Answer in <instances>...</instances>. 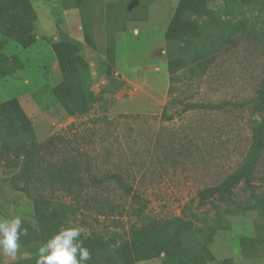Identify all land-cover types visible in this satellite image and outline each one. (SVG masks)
Masks as SVG:
<instances>
[{
  "label": "rangeland",
  "instance_id": "obj_1",
  "mask_svg": "<svg viewBox=\"0 0 264 264\" xmlns=\"http://www.w3.org/2000/svg\"><path fill=\"white\" fill-rule=\"evenodd\" d=\"M71 1L29 0L37 18L29 48L0 39V217H22L28 233L14 259L0 253V264H27L50 239L33 213L36 194L72 203L45 179L39 182L38 168L28 174L29 193L23 183L13 184L32 150L41 169L73 164L87 184L88 204L78 206L68 227L82 228L83 237L118 236L110 251L85 264H177L163 254L149 261L142 260L149 252L133 254L129 231L153 219L174 220L183 246L207 251L210 264H264L262 211L231 206L223 212L225 206L198 208L194 201L246 157L254 119L249 107L264 83V0H196V13L173 29L191 35L192 41L182 39L190 47L208 39L212 60L195 80L181 72L171 96L166 36L180 0H81L79 7H93L97 20L100 7L121 6L131 28L105 34L111 23L100 24L89 30L92 44L74 33ZM68 39L90 66L88 84L98 96L88 114L75 118L55 94L64 77L54 45ZM258 175L264 177V154ZM116 178L141 197L140 213ZM238 196L248 198L242 191Z\"/></svg>",
  "mask_w": 264,
  "mask_h": 264
},
{
  "label": "trees",
  "instance_id": "obj_2",
  "mask_svg": "<svg viewBox=\"0 0 264 264\" xmlns=\"http://www.w3.org/2000/svg\"><path fill=\"white\" fill-rule=\"evenodd\" d=\"M80 3H82L81 0H76V6H79ZM114 7L121 8L118 5L108 4L106 13H109ZM196 9V0H180L176 14L168 29L166 36L168 44L166 67L170 83L168 90L170 96L173 93L175 84L181 79V72L185 71L187 73L188 80H195L204 76L212 60L211 45L208 44V39L203 42L202 40L198 43L193 42L195 46L190 47L182 39L187 37L192 41L191 35L176 34L177 32L174 30L184 18L189 19L188 14H195ZM36 19L29 0H8L5 5L0 6V39L6 43L14 42L22 49L29 48L35 43ZM85 25L84 28L87 27ZM85 35L86 39L89 38L88 43L92 44L89 32H86ZM182 44L185 46H182ZM227 44L232 46L235 45V42L230 39ZM78 50L79 48L68 39L55 44L53 52L64 77L56 88L55 94L63 104H68L67 114L74 118L88 114L98 101V96L90 89L89 80H87L91 77L90 66L79 55ZM70 95L76 98H74V103L71 101L65 102V99ZM249 109L254 119L251 124L250 145L243 163L220 183L199 191L194 200L198 208L210 206L218 211V209L225 206L223 212H226L227 207L235 206L234 208L239 212L262 211L264 215V190L262 193H257L256 190L264 187V177L258 175L264 154V118L262 116L264 112V83L262 88L257 91L255 99L251 101ZM27 154L22 170L13 184H16V182L23 183L24 186L21 187L24 190L23 192L29 193L27 187L33 184V181L28 179V174L34 173L35 169L38 168L41 170L42 175L38 178L39 182H43L45 179L53 191L57 190L60 193L69 195L72 199V203L67 204L41 194H36L32 198L34 216L46 237L51 238L61 229L69 228L68 225L76 213L79 212L78 206L81 203L88 204L82 195L87 184L82 183L75 165L60 164L56 170L41 169L39 163L37 167L34 162L33 150ZM116 180L124 192L130 196L137 206V212L140 213L143 206L141 197L133 194L131 189L126 187L118 178ZM239 191H242L248 197L243 202L239 200ZM217 211L215 213L216 218L220 215ZM193 217L195 218L194 215ZM180 231L181 229L175 225L174 220L158 221L153 219L140 227H133L129 231L133 254L139 256L141 251L149 252L142 257L144 261L160 257L163 254L164 258H178L177 264H210L213 259L207 251L183 246L182 239L177 238ZM117 237L112 235L106 241L100 237H83L80 234L79 239L83 241V246L89 250L91 258L100 251H110L112 245L116 243ZM36 258V255L33 256L32 259L28 260V263L36 264ZM220 264L228 263L223 261Z\"/></svg>",
  "mask_w": 264,
  "mask_h": 264
},
{
  "label": "clouds",
  "instance_id": "obj_3",
  "mask_svg": "<svg viewBox=\"0 0 264 264\" xmlns=\"http://www.w3.org/2000/svg\"><path fill=\"white\" fill-rule=\"evenodd\" d=\"M22 217H0V253L14 259L22 236ZM82 228L70 227L58 231L37 249L36 264H85L90 259L89 250L79 239ZM78 253V257H77Z\"/></svg>",
  "mask_w": 264,
  "mask_h": 264
},
{
  "label": "crops",
  "instance_id": "obj_4",
  "mask_svg": "<svg viewBox=\"0 0 264 264\" xmlns=\"http://www.w3.org/2000/svg\"><path fill=\"white\" fill-rule=\"evenodd\" d=\"M82 2H83V0H82ZM92 8L93 7H82V8H80L79 6H76V0L71 1V6L69 9L73 10L75 12V20L78 22V24L75 23V26H74V33L75 34L79 35L81 32H83V34H85L86 32H89V30L91 28L96 30V28H98L100 26V24L102 26V24H105V23H108V25L110 23L112 24V26H110L111 24L108 26V29H111V31H107V29H106L105 34H122V33L128 34V32L131 30L130 27H125L124 15H123L120 7L112 8L109 11V13H106V10L104 8L101 9V7H100V10H101L100 20H97L95 18ZM90 15H91V19H87L86 23H82V24L80 23V17L81 16H90ZM72 19H74L73 15H72ZM84 24H86L85 26H87L86 27L87 29L84 28ZM18 263H22V261L19 260ZM27 264H29V263L27 262Z\"/></svg>",
  "mask_w": 264,
  "mask_h": 264
}]
</instances>
